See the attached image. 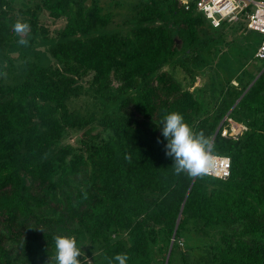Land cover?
Returning a JSON list of instances; mask_svg holds the SVG:
<instances>
[{
	"label": "trees",
	"instance_id": "16d2710c",
	"mask_svg": "<svg viewBox=\"0 0 264 264\" xmlns=\"http://www.w3.org/2000/svg\"><path fill=\"white\" fill-rule=\"evenodd\" d=\"M87 1L37 0L20 11L34 35L42 9L66 23L50 63H26L14 85L0 78V264L44 262L53 234L74 235L79 247L89 236L81 264H107L116 253H127V264H165L174 232L167 264H187L179 238L208 230L220 239L212 264H264V61L253 73L231 71L230 60L207 87L191 89L198 72L174 59L188 53L198 70L201 47L232 23L213 28L178 0H130L134 24L122 35L109 30L122 0ZM12 11L0 0V50L18 46ZM177 67L189 75L178 79ZM87 76L97 96L118 103L115 116L71 109ZM172 111L229 158L226 179L174 174L160 135ZM67 130L83 131L82 149L60 144Z\"/></svg>",
	"mask_w": 264,
	"mask_h": 264
},
{
	"label": "rangeland",
	"instance_id": "374dc122",
	"mask_svg": "<svg viewBox=\"0 0 264 264\" xmlns=\"http://www.w3.org/2000/svg\"><path fill=\"white\" fill-rule=\"evenodd\" d=\"M37 0H8L12 12L11 17L23 21V14L20 11H25L29 8H34ZM40 0H38L39 3ZM130 0H122L121 6L115 9L113 22L109 30L125 35L131 28L132 21L131 11L128 6ZM91 0L86 2L85 6H89ZM15 22V21H14ZM65 19H53L48 15L45 9L39 12L37 22L38 33L34 35L30 32L29 39H33V45L29 50L22 51L20 47L14 45L9 49L0 50V78L2 84L14 85L25 75L26 63L44 64L50 63V47L55 43L57 34L64 28ZM245 20H239L232 23L231 26L225 27L223 32L215 35V41L210 45L202 46L200 52L203 56L202 65L196 70V63L193 62L188 53H180L174 60L180 59L183 64L187 65L191 71H197V78L194 86L191 89L199 86H208L210 79L214 74L225 72L223 65L226 66L229 61H232L231 71H237L240 67H249L253 73L258 71V66L254 54L256 52L262 34L255 30H248L245 27ZM213 36V35H212ZM180 46V42H178ZM181 48V46H180ZM173 60V62H175ZM230 61V62H231ZM260 67V66H259ZM167 70V67L165 68ZM184 72V73H183ZM189 75L186 71H181L179 67L176 69L175 76L181 79L184 75ZM90 76H87L77 82V93L68 101L71 109L81 116L87 117L89 114L95 115L97 119L116 115L118 112V103L110 99V97L97 96L91 88H89ZM114 83V87H116ZM115 90V89H114ZM112 89V93L115 94ZM113 96V95H112ZM83 131L67 130L64 138L61 140V145L69 144L75 148L82 149L81 136ZM97 131L93 132L96 134ZM89 236L84 235L80 241L81 252L86 255V247L89 246ZM177 254H183L187 264H212L210 246L219 245V235L214 230H208L207 236L195 237L194 234H183L179 238ZM88 260V259H87ZM40 264H55L54 256L45 259ZM176 264H184L179 260Z\"/></svg>",
	"mask_w": 264,
	"mask_h": 264
},
{
	"label": "clouds",
	"instance_id": "9594fccd",
	"mask_svg": "<svg viewBox=\"0 0 264 264\" xmlns=\"http://www.w3.org/2000/svg\"><path fill=\"white\" fill-rule=\"evenodd\" d=\"M12 31L18 37V46H29L31 26L28 22L17 20L12 25ZM160 125L164 154L171 159L175 175L202 178L216 173L219 165L215 146L203 131L194 132L182 114L175 111L166 112ZM156 142L159 144L161 140L157 138ZM52 241L55 264H81V248L74 235L53 234ZM105 260L107 264H127L129 256L127 253H116L111 257L105 256Z\"/></svg>",
	"mask_w": 264,
	"mask_h": 264
},
{
	"label": "built area",
	"instance_id": "2783aa9c",
	"mask_svg": "<svg viewBox=\"0 0 264 264\" xmlns=\"http://www.w3.org/2000/svg\"><path fill=\"white\" fill-rule=\"evenodd\" d=\"M185 10L194 8L202 14L213 28H219L222 22L236 23L241 18L246 22L248 30L262 34L254 54L255 60L264 61V0H178ZM234 85H237L233 82ZM230 124L232 121H229ZM227 130L222 131L225 136ZM218 156V155H217ZM218 169L213 176L226 179L230 174V160L218 156Z\"/></svg>",
	"mask_w": 264,
	"mask_h": 264
},
{
	"label": "water",
	"instance_id": "95a60500",
	"mask_svg": "<svg viewBox=\"0 0 264 264\" xmlns=\"http://www.w3.org/2000/svg\"><path fill=\"white\" fill-rule=\"evenodd\" d=\"M255 81V80H254ZM253 81V82H254ZM252 82V83H253ZM242 97V96H241ZM240 97V98H241ZM239 98V99H240ZM221 125H222V123L218 126V128H217V130H216V132H215V134H214V137H215V135L217 134V132H218V130H219V128L221 127ZM179 219H180V214H179V216H178V220H177V223L179 222ZM174 236H175V232H174V235H173V238H172V240H171V243H170V246H169V250H168V253H167V257H166V260H165V264H167L168 263V259H169V256H170V253H171V249H172V245H173V241H174Z\"/></svg>",
	"mask_w": 264,
	"mask_h": 264
},
{
	"label": "crops",
	"instance_id": "0c3cea01",
	"mask_svg": "<svg viewBox=\"0 0 264 264\" xmlns=\"http://www.w3.org/2000/svg\"><path fill=\"white\" fill-rule=\"evenodd\" d=\"M260 42V41H259ZM259 45V44H258ZM258 47V46H257Z\"/></svg>",
	"mask_w": 264,
	"mask_h": 264
}]
</instances>
